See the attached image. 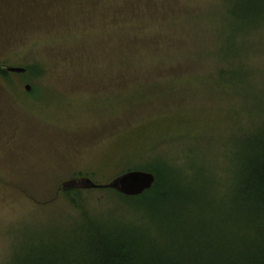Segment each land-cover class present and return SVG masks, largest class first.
I'll return each instance as SVG.
<instances>
[{"label":"rangeland","instance_id":"rangeland-1","mask_svg":"<svg viewBox=\"0 0 264 264\" xmlns=\"http://www.w3.org/2000/svg\"><path fill=\"white\" fill-rule=\"evenodd\" d=\"M57 1L70 13L37 28L24 19L0 38V61L28 70L0 78V264L49 221L79 218L62 183H107L165 159L205 164L218 186L233 139L264 117L242 108V98L262 106L264 28L234 42L228 0ZM229 48L240 55L231 62ZM234 69L254 70L247 86L221 81ZM89 190L94 204L119 202Z\"/></svg>","mask_w":264,"mask_h":264},{"label":"trees","instance_id":"trees-1","mask_svg":"<svg viewBox=\"0 0 264 264\" xmlns=\"http://www.w3.org/2000/svg\"><path fill=\"white\" fill-rule=\"evenodd\" d=\"M228 1L234 42L236 38L243 42L251 31L264 28V0ZM60 2L0 0V38L5 39L3 35L24 19L37 28L45 14L70 13V5ZM117 13L121 12H111V18ZM225 53L230 62L240 56L236 48ZM228 71L219 74L221 81L231 85L228 75H233L237 88L247 86L254 72ZM8 75L0 69V78ZM5 86L0 83L8 92ZM255 99L261 109L255 108L258 105L249 109L246 98H242V108L264 113V97ZM256 119L252 127L256 129L233 139L230 175L227 183L218 182V186L215 173L205 164L196 163L186 171L165 159L140 169L156 176L152 188L143 194L127 196L111 188L89 190L107 191L119 201L111 207L94 204L85 189L64 188L62 183L57 191L79 218L62 216L49 221L56 227L24 239L12 250L8 264H264V117Z\"/></svg>","mask_w":264,"mask_h":264},{"label":"water","instance_id":"water-1","mask_svg":"<svg viewBox=\"0 0 264 264\" xmlns=\"http://www.w3.org/2000/svg\"><path fill=\"white\" fill-rule=\"evenodd\" d=\"M0 69L12 73L26 72V68L23 66L8 64H0ZM25 88L27 91H31L32 86L26 84ZM155 181L156 176L152 172L145 170H129L116 176L107 183H97L90 177H79L64 182L61 187H78L82 189L111 188L127 196H136L151 189Z\"/></svg>","mask_w":264,"mask_h":264}]
</instances>
